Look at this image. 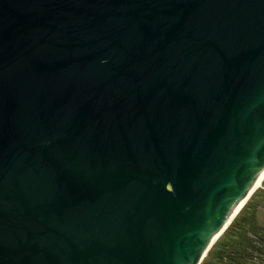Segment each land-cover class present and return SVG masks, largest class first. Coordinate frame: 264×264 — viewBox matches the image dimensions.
Wrapping results in <instances>:
<instances>
[{"label":"water","instance_id":"95a60500","mask_svg":"<svg viewBox=\"0 0 264 264\" xmlns=\"http://www.w3.org/2000/svg\"><path fill=\"white\" fill-rule=\"evenodd\" d=\"M264 168V0H0V264H202Z\"/></svg>","mask_w":264,"mask_h":264},{"label":"trees","instance_id":"16d2710c","mask_svg":"<svg viewBox=\"0 0 264 264\" xmlns=\"http://www.w3.org/2000/svg\"><path fill=\"white\" fill-rule=\"evenodd\" d=\"M248 203L249 200L244 207ZM244 207L211 248L202 264H254L252 254L264 256V226L257 223L255 217L248 210L246 212Z\"/></svg>","mask_w":264,"mask_h":264},{"label":"rangeland","instance_id":"374dc122","mask_svg":"<svg viewBox=\"0 0 264 264\" xmlns=\"http://www.w3.org/2000/svg\"><path fill=\"white\" fill-rule=\"evenodd\" d=\"M248 200V205L245 207L243 206L245 211L247 212L248 210L250 212L249 214H252L255 217L257 223L264 226V179ZM247 201L244 205L247 204ZM252 255V262L254 264H264V256L259 257L258 255L255 256L256 254ZM212 258L213 257H211L210 259L212 260Z\"/></svg>","mask_w":264,"mask_h":264},{"label":"bare ground","instance_id":"6f19581e","mask_svg":"<svg viewBox=\"0 0 264 264\" xmlns=\"http://www.w3.org/2000/svg\"><path fill=\"white\" fill-rule=\"evenodd\" d=\"M263 179H264V168L261 170V172L257 176L256 180L254 181V183L252 184V186L249 188L248 192L244 196V198H243V200L241 202V205H243L245 203V201L250 198V196L260 186V184L262 183Z\"/></svg>","mask_w":264,"mask_h":264}]
</instances>
